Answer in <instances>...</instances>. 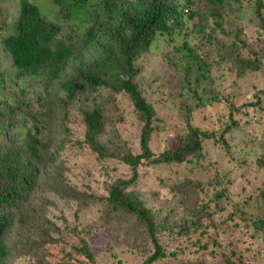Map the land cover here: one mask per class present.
<instances>
[{"label": "trees", "instance_id": "trees-1", "mask_svg": "<svg viewBox=\"0 0 264 264\" xmlns=\"http://www.w3.org/2000/svg\"><path fill=\"white\" fill-rule=\"evenodd\" d=\"M44 3L58 13L44 12L39 5ZM197 3L200 6L195 8ZM12 12L7 23L9 13H3L0 7V46L13 70L6 73L0 67V92L6 95L0 99V264H12L14 258L24 264H81L76 256L95 264L84 240L82 247L62 257L63 262H45L36 254L38 246L52 245L56 240L46 232L34 239L29 234L34 228L31 213L20 206L33 192L36 180L51 173L53 167L46 158L51 140L44 139L41 113H33L29 104L14 96L20 80L43 82L44 99H58L62 111L83 98L80 111L84 140L79 144L84 143L102 159L107 156L95 139L103 129V104L116 103V96L132 104L134 115L143 122L139 153L119 158L132 175L113 184L107 197L98 198L97 203L105 209V225L109 226L112 219L116 222L111 230L128 236V231L140 228L149 240L150 248L141 264H261L258 250L241 253L239 242L231 241V237L260 239L264 244V190L258 188L254 201L248 198L240 203L228 194L216 171H210L214 177L208 183L187 173L213 169L205 161L204 144L215 146L216 136L220 144L230 145L227 137L235 128L228 125L216 135L202 131L191 123L197 110L224 102L236 114L241 111L255 117L257 111L264 113V86L252 100L244 102L243 110L225 98L219 101L218 96L206 97L202 89L206 83L212 85L214 63L219 68L225 61L232 63L240 79L264 71V0H95V4L85 0H18ZM67 21L71 24L61 28V22ZM245 28L252 45L241 38ZM190 33L198 39L195 47L190 45ZM148 54L160 58L159 71L172 73L179 83L177 96L185 101L182 134L168 142L159 155L150 147L156 130L153 123L162 124L154 103L168 100L154 90L158 82L155 74L142 77L150 60ZM150 91L159 94L154 102L149 100ZM48 108L43 117L49 115ZM18 114L30 120L32 129L21 140L15 138L16 134L11 141L9 137L5 140L7 131L18 127ZM165 129L169 127L156 131ZM192 161L186 174L174 171L169 181L160 179L163 190L176 200V209L170 207V199L153 211L131 189L139 167L171 169ZM258 165L259 169L264 167V156ZM209 189L213 193L208 194ZM71 193L75 201L93 199L76 194V190ZM181 208V218L169 217L167 211L176 215ZM133 251L130 249L131 255Z\"/></svg>", "mask_w": 264, "mask_h": 264}, {"label": "rangeland", "instance_id": "rangeland-1", "mask_svg": "<svg viewBox=\"0 0 264 264\" xmlns=\"http://www.w3.org/2000/svg\"><path fill=\"white\" fill-rule=\"evenodd\" d=\"M85 1L95 4V0ZM0 2L1 11L9 13L8 23L13 16L12 11L17 6L18 0H0ZM80 4H77V7ZM39 5L47 14L56 15L58 13L56 8L52 10V7H49L47 3ZM199 6L200 4L197 3L195 8ZM69 24L71 22H61V28ZM249 37L251 36L248 30L242 29L241 38H244L246 44L252 45ZM189 41L190 45L195 47L198 39L190 33ZM207 51L211 50L208 48ZM148 58L150 60L147 62L142 77L145 79L149 74H155L158 82L155 84L154 90L158 89L168 100V102L154 103L156 116L162 120V124L154 122L153 127L156 130L169 127L163 132L158 133L154 130L152 133L150 147L153 152L159 155L168 146V142L174 141L177 136L182 134L185 101L177 96L175 88L179 86V83L171 76L172 73L166 70L159 71L160 58H155L150 54H148ZM216 61L217 59H215ZM215 66L212 73V85L206 83L202 87L206 97L215 99L218 96L219 101L225 98L230 103H235L239 110H243L244 102L252 100V95L264 86V71L249 73L240 79L236 77L232 63L225 61L223 67L219 68L214 63ZM0 67L3 72L13 73L1 46ZM15 88L14 96L17 99L29 104V109L33 113H41L44 139L51 140L46 156L47 161L51 163L50 166L53 167L51 173L36 180L33 192L24 198L20 206L22 210L31 213L34 228L30 230L29 234L34 239L46 232L48 237L56 240L52 245L38 246L37 256L44 259L45 262H63L62 257L73 253V248L82 247V240H84L91 253L94 254L95 264H141L150 248L149 240L142 235L140 228L128 231V236L122 232L116 233L111 230L116 227V222L112 219L109 226L105 225L106 221L103 220L105 209L97 203L98 198L107 197L108 189L113 184L127 181L132 175L130 167L119 160L128 153H139L138 141L143 122L134 115L132 104L121 96H116L114 105L103 104V129L101 135L95 139L96 144L107 156L106 159H102L98 158L97 154L84 143H81L82 146L79 144L84 140V125L80 111L83 106L81 102L83 98L80 97L76 103L62 111L58 106V99L52 97L44 99V84L39 80H25L24 82L20 80ZM104 93L107 94L106 91ZM4 96H6L5 93L0 92V99ZM158 97L159 94L150 91V101L154 102ZM97 103L100 104V100ZM85 104L90 105V103ZM191 105L194 104L191 103ZM47 108L51 111L48 116L43 117L42 114L48 112ZM23 118L20 114L16 116V120L19 122L18 127L9 129L5 140L10 138L11 141L12 134H16L15 138L19 137L18 140H21L26 136V132L32 129L30 120ZM191 121L193 126L211 134L214 132L215 135L217 130H222L228 125L235 128L227 137L230 145L220 144L221 139L216 136L214 140L217 144L215 146L211 142L204 144L205 161L211 164L213 169L210 167L203 172L194 171L187 175L192 179L208 183L214 177L210 171H216L223 187L227 188L232 199L240 203L245 202L248 198H252L254 201L258 188L264 190V167L258 168V161L264 156V113L257 111L255 117L241 111L236 114L234 110H230L224 102H221L219 105L215 104V106L206 109L200 108L194 113ZM57 149L59 151H56ZM193 163L194 161L189 165H174L175 170L161 166L139 167L137 169L138 179L131 189L145 201L148 208L157 211L160 208L159 205L171 199V195L167 194L166 189L163 190L164 187L161 185L160 179L164 178V181H169L168 177L174 171H179L181 175H184L189 172L187 169ZM172 178H175V175ZM72 190H76V194L91 195L93 199L75 201L71 193ZM158 191L159 194H157ZM210 193H213V190L209 189L208 194ZM153 195L157 198L154 199ZM175 202V199L170 200L171 208L176 209ZM248 211L251 212V210ZM177 212L176 215H172L167 211L170 218L178 220L183 215V209H178ZM222 238L224 242L228 240L225 236ZM235 239L236 242H239L241 253H248L247 250L252 252L258 250L261 254V264H264L263 241L252 240L245 236L242 238L231 237V241ZM130 249L134 250L133 253H137V255L133 253L131 255ZM76 258L80 260L81 264H93L81 257L76 256ZM12 264H24V262L19 258H14ZM161 264H169V261ZM173 264H179V262L176 261Z\"/></svg>", "mask_w": 264, "mask_h": 264}]
</instances>
